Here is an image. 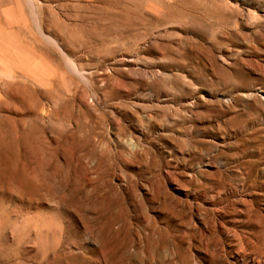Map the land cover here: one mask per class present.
I'll list each match as a JSON object with an SVG mask.
<instances>
[{"label": "rangeland", "instance_id": "1", "mask_svg": "<svg viewBox=\"0 0 264 264\" xmlns=\"http://www.w3.org/2000/svg\"><path fill=\"white\" fill-rule=\"evenodd\" d=\"M0 32V264H264V0H0Z\"/></svg>", "mask_w": 264, "mask_h": 264}, {"label": "bare ground", "instance_id": "2", "mask_svg": "<svg viewBox=\"0 0 264 264\" xmlns=\"http://www.w3.org/2000/svg\"><path fill=\"white\" fill-rule=\"evenodd\" d=\"M14 40L13 38L10 37V35H3L0 32V48H6V50L10 51H16L20 57L27 56L31 51H29L26 47L22 45L20 40H17L15 43H13ZM14 44V45H12ZM67 54V53H66ZM32 57V56H31ZM65 57V56H64ZM30 58V57H29ZM12 61H15L14 59H11ZM71 60V59H70ZM20 61V60H19ZM72 61V60H71ZM73 65V64H72ZM9 73H6L7 75H10L12 72L8 69Z\"/></svg>", "mask_w": 264, "mask_h": 264}]
</instances>
